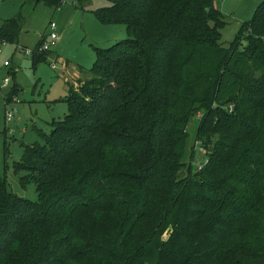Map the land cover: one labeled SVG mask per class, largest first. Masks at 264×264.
<instances>
[{
    "label": "trees",
    "instance_id": "1",
    "mask_svg": "<svg viewBox=\"0 0 264 264\" xmlns=\"http://www.w3.org/2000/svg\"><path fill=\"white\" fill-rule=\"evenodd\" d=\"M108 2L97 22L127 39L95 48L67 113L13 164L37 200L0 175V264H264V0L228 48L213 0ZM22 26L4 20L0 42Z\"/></svg>",
    "mask_w": 264,
    "mask_h": 264
},
{
    "label": "rangeland",
    "instance_id": "2",
    "mask_svg": "<svg viewBox=\"0 0 264 264\" xmlns=\"http://www.w3.org/2000/svg\"><path fill=\"white\" fill-rule=\"evenodd\" d=\"M262 1L213 0L224 17L225 25L220 31L224 48L234 41ZM108 5V0H62L56 9L43 2L0 0V26L19 13L23 18L17 43L0 46V175L5 178L8 189L19 198L37 200L35 185L29 183L22 187L19 178L24 174L13 173V164L20 161L24 146L43 143L39 134L48 135L49 123L62 119L67 113V84H73L78 77L89 78L96 58L95 48L107 49L127 39L123 25L97 22L94 11ZM50 24L56 26L58 39L51 51L44 52L47 53L45 60L37 61L31 53L50 32ZM245 45L242 42V46ZM4 62L8 66L5 67ZM5 80L8 82L3 86ZM11 90L13 93L7 103L5 95ZM9 110L13 111V118L6 123L4 114ZM195 127L194 122L188 126L187 150L195 151L192 159L186 158L193 171L204 165L207 157L192 147Z\"/></svg>",
    "mask_w": 264,
    "mask_h": 264
},
{
    "label": "built area",
    "instance_id": "3",
    "mask_svg": "<svg viewBox=\"0 0 264 264\" xmlns=\"http://www.w3.org/2000/svg\"><path fill=\"white\" fill-rule=\"evenodd\" d=\"M55 29H56V26L54 24H50V26H49V31L50 32L47 35H45V37H43L41 39V43H40V45L37 48V52H39V53L49 52L55 46L56 41L58 39ZM1 45H2V43L0 42V46ZM23 51H24V53H27V54L30 53L29 51H25V50H23ZM4 66L5 67L8 66V63L4 62ZM51 68L55 69L54 65H52ZM7 82H8V80H5L3 86H6ZM4 117H5V122L6 123L11 121L12 118H13V111L12 110L6 111L5 114H4ZM199 118H200V115L197 114V119H199ZM195 148H197L200 153L205 154L204 149L199 144H196Z\"/></svg>",
    "mask_w": 264,
    "mask_h": 264
}]
</instances>
